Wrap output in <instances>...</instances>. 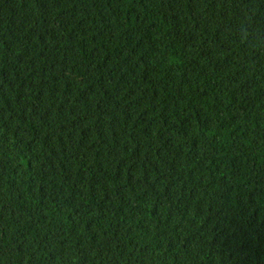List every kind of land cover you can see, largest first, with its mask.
<instances>
[{
	"label": "trees",
	"instance_id": "1",
	"mask_svg": "<svg viewBox=\"0 0 264 264\" xmlns=\"http://www.w3.org/2000/svg\"><path fill=\"white\" fill-rule=\"evenodd\" d=\"M0 264H264V0H0Z\"/></svg>",
	"mask_w": 264,
	"mask_h": 264
}]
</instances>
